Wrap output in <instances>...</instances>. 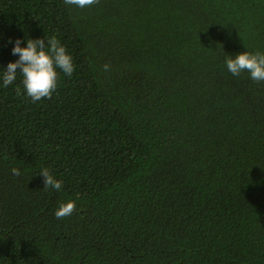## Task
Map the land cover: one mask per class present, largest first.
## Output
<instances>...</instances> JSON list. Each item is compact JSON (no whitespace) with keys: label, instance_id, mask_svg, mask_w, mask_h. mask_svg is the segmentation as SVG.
<instances>
[{"label":"trees","instance_id":"trees-1","mask_svg":"<svg viewBox=\"0 0 264 264\" xmlns=\"http://www.w3.org/2000/svg\"><path fill=\"white\" fill-rule=\"evenodd\" d=\"M45 36L75 68L33 103L2 74ZM244 51L264 0H0V264H264V82L225 64Z\"/></svg>","mask_w":264,"mask_h":264},{"label":"clouds","instance_id":"clouds-1","mask_svg":"<svg viewBox=\"0 0 264 264\" xmlns=\"http://www.w3.org/2000/svg\"><path fill=\"white\" fill-rule=\"evenodd\" d=\"M64 3L83 9L98 4L99 0H64ZM11 42L9 39V43ZM14 43L12 55H18L19 59L9 62L3 70V87L7 88L13 84L19 73L25 93L33 103L43 98L51 99L57 90L60 72L66 76L73 74L75 65L72 57L55 36L28 38L26 47H21L19 38ZM225 64L233 76L238 77L247 72L253 81L264 82V53L244 51L235 56L227 55ZM103 70L109 71L110 65L104 64ZM11 173L14 176L21 175L20 169L15 167L11 169ZM38 175L44 177V189L61 190L62 181L57 180L48 168H42ZM74 211H76V203L69 200L60 203L54 215L57 220H62L71 216Z\"/></svg>","mask_w":264,"mask_h":264}]
</instances>
